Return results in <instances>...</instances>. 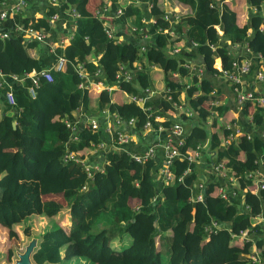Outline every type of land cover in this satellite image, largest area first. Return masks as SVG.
<instances>
[{
	"label": "trees",
	"instance_id": "trees-1",
	"mask_svg": "<svg viewBox=\"0 0 264 264\" xmlns=\"http://www.w3.org/2000/svg\"><path fill=\"white\" fill-rule=\"evenodd\" d=\"M142 5L154 21L153 29L158 30L146 45H142L147 35ZM168 5L175 13L167 12ZM106 7L104 18L96 14ZM120 8L118 20L128 24L134 43L119 40V33L111 38L104 29L103 24ZM71 11L76 16L66 20ZM24 13L0 22V31L21 25L43 33L46 45L37 41L25 44L23 36L16 34L0 39V73L23 78L32 71L52 69L60 58L64 66L51 72V82L40 81L34 99L27 94L28 80L14 85V105H7L0 95V227L11 234L15 225L27 223L33 216L55 218L65 209L72 219L67 227L55 224L40 236L32 263L248 264L246 256L253 246L264 263V226L254 221L255 216L264 215V189L256 194L248 179L260 167L257 161L264 162V140L258 135V131L264 132V107L241 106L242 115L249 114L251 132L225 144L232 130L217 129L214 124L211 132L202 125L210 116L206 108L221 113L225 107L210 106L215 89L207 79L198 80L183 67L197 56L204 57V68L210 73L215 72L216 59L226 71L233 72L232 63L244 58L251 60L249 74L261 67L264 0H60L58 5L50 3L40 18ZM56 13L69 44L59 41L50 51ZM221 40L248 48L249 54L234 57ZM170 49L178 53L172 55ZM77 67L85 75L82 79ZM127 73L132 81L121 82V90L111 94L97 92L91 85L103 80L114 83L116 76L122 81ZM157 76L161 78L156 80ZM183 78L192 83L185 89L188 102L183 106L193 111L199 123L190 129L178 152L185 157L197 147L208 146L210 166L217 163L227 168L243 190L246 209L239 201L225 202L216 195L220 186L229 184L220 177L215 181L211 173L203 201L192 202L199 176L196 164L183 157L171 165L172 180L161 183L153 181V160L138 164L123 151L107 150L102 164L96 165L92 156L94 146L101 142L99 134L85 126L77 134L78 141H72V133L63 123L109 112L123 121L133 119L138 132L144 131L147 122L154 129L158 125L170 129V121H156L162 114L153 113L150 102L142 108L129 98H140L145 90L161 83L163 111L174 110L173 102L182 105ZM7 90L4 87L2 92ZM185 108L182 119L187 118ZM68 153L101 169H92L88 177L80 163L64 160ZM138 218L144 220L137 223ZM30 227L26 225V229ZM243 230L257 241L241 240Z\"/></svg>",
	"mask_w": 264,
	"mask_h": 264
},
{
	"label": "built area",
	"instance_id": "built-area-1",
	"mask_svg": "<svg viewBox=\"0 0 264 264\" xmlns=\"http://www.w3.org/2000/svg\"><path fill=\"white\" fill-rule=\"evenodd\" d=\"M60 0H51V4L58 5V2ZM27 0H1L0 1V22H5L8 19H14L15 16L21 15L26 7H27ZM122 9L120 8L115 18H118L120 14L122 13ZM104 11H96V14L103 18ZM59 14L56 13L52 16V20H57ZM70 19H73L76 16L75 11H71L70 13L66 14ZM175 21H177V16H175ZM106 23V22H105ZM103 24L104 29L109 37H114V32L110 31L108 27ZM154 23V21H153ZM135 31V29H133ZM174 32H171L173 35ZM22 35L24 39V43H30L33 41H37L39 43H46V37L43 33L34 31L30 28H23L21 25H15L12 29L9 30H1L0 31V39H9L11 35ZM120 40V39H119ZM194 47H196L194 45ZM52 51V50H51ZM144 51V50H143ZM243 54H246V56L249 54L248 48H242ZM170 54H176L177 50H169ZM260 62L264 60L263 57L259 56ZM64 66V59L60 58L58 62L52 66V69H44L41 70V72H35L32 71L31 73L25 74L23 78H18L15 75H3V73H0V95H2L3 100L7 105H14V99L12 96V90L14 89V85L16 84H23L26 80H28V87H26L27 94L29 98L34 99L36 95V89L39 86V83L41 80H45L47 82L52 81V71L58 72L62 70ZM221 66V64H220ZM183 67L189 71H191L199 80L202 76V71L200 69H197L194 66H191L190 64H183ZM232 69L233 72L223 70L222 67L219 70V74L222 75V77L228 82H231L233 85L232 91L235 95V101L238 106H243L246 103L256 104L259 106L264 107V94H258L254 93L253 91H248L244 88V83L242 78L247 77L250 73L251 68V60L248 58H244L241 62L234 61L232 63ZM261 69V70H260ZM259 71L255 74V79L259 82H264V69L261 67ZM77 74L79 73V78L82 79L85 77L80 67H77L76 69ZM99 76V75H98ZM117 81H121V79L116 76ZM132 81V75L129 73L125 74L124 79L121 82H131ZM97 92L102 90H107L111 92V89H108L107 87L103 86L100 82L91 84ZM4 87H7L8 90L6 92H2ZM189 88V84H186L185 89ZM151 89L145 90L143 92V96L140 98L131 97L129 98L130 101L138 104L140 107H144V104L148 101L149 95L151 94ZM167 101H172L171 96H166ZM173 102V101H172ZM174 110L177 111H183L184 106L178 105L176 102H173ZM146 111H149V109H146ZM185 113L188 117H195L193 111L190 109H186ZM102 116V120H100L99 117H83L81 116L80 121H84L86 123V127L91 128L95 132H99L102 128L103 123L106 122L107 126L105 129L106 139L104 141H101L99 144L94 146V151H100V152H106L107 150H119L125 152L131 160L138 164H142L144 162L153 160L156 167V175L159 176L161 182H170L172 180L171 177V165L176 158H182L183 155H181L178 152V149L183 146L185 141V134L184 130L181 124H172L170 131V138L163 144L155 143L153 146H150L147 150H144L140 154H134V153H128L124 149L130 142H131V136L130 132L126 129H135L134 125L135 122L133 119H130L128 121H123L120 119L117 115L110 114L109 112H104L100 114ZM85 118V120H84ZM156 121H161V119L156 118ZM251 121V120H250ZM66 128H68L72 135L71 140L72 141H78V132L80 131L78 122L72 123L69 121L64 120L63 121ZM152 129L151 123L147 122L144 126V131H149ZM164 129L161 125H158V127L155 130H162ZM227 130H232V133H230V136L228 139H226L225 144H229L231 141L235 140L237 136L242 134V131L236 126V124H229L226 126ZM261 139L264 140V132L261 133ZM159 148L162 150V159L160 162L156 163L157 155H156V149ZM94 154V153H93ZM185 158L189 163L196 164L200 159V147H197L194 152L189 153L187 156L183 157ZM65 161L72 160L75 163H80L85 172L87 173L88 177H91L92 169L100 170L101 168L93 167V165H90L89 163L85 161H81L77 159V157L73 153H68L64 157ZM257 163L259 164V168H257L255 171H253L249 176L248 179H251L253 181V184L255 186V193L257 194L261 190L264 189V166L262 163H264L262 160H258ZM210 172L214 176L215 181L216 177H220L223 179V182L226 184H229V186H220L216 190V195H218L222 200L225 202H234V201H242L244 202L243 198V190L240 188L237 181L232 177L230 172L227 170V168L223 164H212L210 167ZM186 173V172H185ZM205 184H197L193 188L192 192V202H202L203 201V192L205 190ZM195 190V191H194ZM155 200V199H154ZM244 204V203H243ZM246 209L245 205L243 207ZM255 223H258L259 225H264V215H257L254 218ZM212 227H217V224L212 222ZM208 233H210V230H206ZM239 236L241 240L249 239L247 236V231L243 230L239 232ZM248 259V264H264L262 262V258L260 255V252L257 250L255 246L252 247L249 254L246 256Z\"/></svg>",
	"mask_w": 264,
	"mask_h": 264
},
{
	"label": "crops",
	"instance_id": "crops-1",
	"mask_svg": "<svg viewBox=\"0 0 264 264\" xmlns=\"http://www.w3.org/2000/svg\"><path fill=\"white\" fill-rule=\"evenodd\" d=\"M216 1H222V0H216ZM27 3H28L27 7H26L24 12L27 15H30L32 17L40 18V17H42L43 13L45 12L47 7L51 3V0H27ZM240 3H242L241 5L244 6L242 1ZM141 7L143 10V16H144V19H142V22L145 23L144 25H145V29L147 31V35L145 36L142 45L143 44L146 45V44H150V42H152V39L154 38V34H155L154 32L157 33L158 30L156 29L157 30L156 31L155 29H153V27L151 25V24H153V21L151 19L147 20L148 22L146 21V19H147L146 15L148 16L147 6L142 5ZM108 9H109V7L108 8L106 7L104 9V12L107 13ZM166 10H167V12H173L172 7H170L169 5H168ZM173 13H175V12H173ZM65 18H66V20H70V18L66 15H65ZM59 19H60V15L58 16L57 20H54L56 27L54 29L55 32L53 31V36H54V42L53 43H55V45H52L50 47V51L53 50V46L57 45L58 42L56 40L60 39L62 34L65 33L64 35H66L64 26L62 24L60 26ZM105 25L108 27V29L110 31H112V32L115 31L114 34L119 33L120 34L119 35L120 40H125L128 42L134 43L133 42L134 36L132 35L131 31L129 30L128 24H126V25L122 24L117 18V19H113V21H106ZM216 29H218V28H216ZM68 37H69V35H67V38ZM221 43L223 44L222 47L223 48L225 47V49L227 48L228 52L230 51V54L234 57H237L243 53L242 47L232 46L224 40H221ZM63 44H65L67 46L69 44L68 39H67V41L63 40ZM42 45L45 46L46 43H42ZM192 48H195V47L192 46ZM175 50H177V49H175ZM184 63L190 64L191 66H194L197 69H200L202 71L201 78L204 77L205 79H207L210 82V85L215 89V91L213 92V95H212L213 97H215V100L212 104L209 103L210 106L213 105L215 107H222V108L225 107V110L222 111L221 113L219 110L214 111L211 109L208 110L206 108V110L209 111V115H210L206 119V122L202 123V125L206 128V130L211 131V129L213 130L215 126H217V129L221 128L222 126L226 127L227 125L231 124V121H234L235 122L234 124H236V126L242 131V133H250L251 132L250 131V125L248 123L249 114H247L246 116L242 115V111H241L242 109L240 106H238L236 104L235 95L232 91L231 86L222 77V75L219 74V70L221 68L220 60L219 59L213 60V69L215 71L213 73H210L209 71L205 70L204 65L206 63H205V59L203 56H197L195 60L185 61ZM260 64H261V67H263V69H264V60H262L260 62ZM261 67H257L254 70V72L249 74L247 77L242 78L243 83H244V88L246 90L253 91L254 93H258V94H264V82H259L255 79V74ZM155 78H156V80H159L161 77L157 76ZM201 78L199 80H201ZM107 82H108L107 83L108 86L106 85V87L108 89H111L112 91L121 90V89H119L121 81L116 80L114 83L109 82V81H107ZM180 84L182 87V93L180 94V97H179V103L182 105H187L186 103L188 102V99H187V96L185 93V86H186V84L191 85L192 83H191V81H189L188 78H183L181 80ZM151 91L152 92L149 95V99L147 102H150L152 104V106H153L152 112L153 113H161L162 114L161 117H157V118L161 119V121L162 120H168V121H170L171 124H181L183 127V130H184L185 137L189 133L190 129H192L194 126L198 125L199 122H198L196 117H193V116L188 117L187 115L184 114L187 118L182 119L180 117V115L182 113L181 111L180 112L176 111V110H170V111H166V112L163 111L162 101H164V99H165V97H164L165 94H164V89H163V86L161 83H159L156 87L153 85V88L151 89ZM184 108H185V106H184ZM222 114H224V115H222ZM96 117H99L100 120H102V116L98 115ZM84 120H85V118H84ZM100 122L103 123V125H102V128L100 129V131L98 132V134L101 138V141H104L106 139L105 129H106L107 124H106V122H102V121H100ZM84 123L85 122L83 120L78 122L79 129H83V127L85 126ZM214 124H215V126H213ZM126 130H128V132H130V136H131V142L124 148L126 150V152H128V153L140 154L144 150H147L150 146H153L155 143L163 144L170 138V131H169V129H165V128L160 130V131L152 128L149 131H143V132H138V130H136V129H126ZM262 131H258V135L260 138H261ZM211 132H213V131H211ZM156 155H157V160H156V163H157V162H160V160L162 159V155H163L162 150L157 148L156 149ZM200 156H201V159L196 163L197 173L199 176L197 184L202 183V184L206 185V183L210 182V173H211L210 172L211 166L209 164V160L211 159V154H210L208 146L200 147ZM103 158H104V152L94 151L92 159L96 160V165L100 166L103 162ZM155 168H156V170H155L154 175H153V181L156 183H161L159 176L156 175V171H157L156 165H155ZM243 203L244 202H242V201L239 202V204L242 208L244 207ZM4 242L6 243V245H4V246H6L5 249L7 248L5 252L2 250V245ZM36 242H37V240H36ZM17 244H15L13 242V243H10V245H9L8 241H4V240L0 239V264H14L15 263V261L17 260V256H18L17 253L20 254L24 251V250H22L23 247H21V244L20 243H17ZM22 246H23V244H22ZM3 252L6 255H3Z\"/></svg>",
	"mask_w": 264,
	"mask_h": 264
},
{
	"label": "rangeland",
	"instance_id": "rangeland-1",
	"mask_svg": "<svg viewBox=\"0 0 264 264\" xmlns=\"http://www.w3.org/2000/svg\"><path fill=\"white\" fill-rule=\"evenodd\" d=\"M92 4V1L90 2V8H92L93 4ZM96 6H97V3H96ZM94 8V7H93ZM101 16V14H99ZM105 13H103V18L105 17L104 16ZM146 21L147 20H150V18L146 15ZM113 19H117L115 18V16L110 20V21H113ZM148 22V21H147ZM115 32V31H114ZM116 35V34H115ZM62 40H65L67 41V35H61V38L56 40L57 42L59 41H62ZM52 45H55V43H52ZM258 70V69H257ZM256 70V71H257ZM259 71V70H258ZM108 82H105V80H103L101 82V84L103 86L106 87ZM118 85V84H117ZM108 86V85H107ZM110 87V86H109ZM119 89H121L119 87ZM107 91V90H106ZM101 92V91H99ZM109 92V91H108ZM112 92H110L111 94ZM209 104V103H208ZM81 124V123H80ZM83 125V124H82ZM84 125H86V123H84ZM85 127V126H84ZM141 220H144L143 218H138L136 221L137 223H140ZM71 216L68 212V210H63L62 213H60L57 217L55 218H47L46 216H33L32 218H30L28 220L27 223H20V224H17L14 226V229H13V232L10 234L8 233V231L2 229L0 227V239L4 240V241H8L9 242V245L10 243H20L21 244V247L22 250H25L27 248L28 245H30V243L32 241H36L40 238V236L47 230L49 229L50 227H52L53 225L55 224H61L63 226H68L71 224ZM26 225H31V227L29 229H26ZM264 226V225H263ZM134 229V228H133ZM132 231V229H131ZM9 234V235H8ZM249 239H252V241H257L256 240V236H252L251 238ZM37 243V242H36ZM23 244V246H22ZM6 245V243L4 242L3 245H2V250L5 252L6 249L4 246ZM18 245V244H17ZM16 245V246H17ZM18 247V246H17ZM3 252V255H6L5 253ZM18 255V253H17ZM16 255V256H17ZM16 258V257H15ZM68 264H81V261L79 260L78 262L76 263H68Z\"/></svg>",
	"mask_w": 264,
	"mask_h": 264
},
{
	"label": "water",
	"instance_id": "water-1",
	"mask_svg": "<svg viewBox=\"0 0 264 264\" xmlns=\"http://www.w3.org/2000/svg\"><path fill=\"white\" fill-rule=\"evenodd\" d=\"M13 128H16V125L13 124ZM205 194V190L203 192ZM36 241H32L30 245L27 246V248L17 256V260L15 261L14 264H33L31 261V256L33 250L36 248Z\"/></svg>",
	"mask_w": 264,
	"mask_h": 264
}]
</instances>
